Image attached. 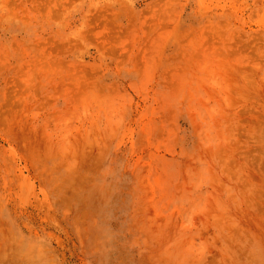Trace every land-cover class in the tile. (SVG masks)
I'll list each match as a JSON object with an SVG mask.
<instances>
[{
  "label": "rangeland",
  "instance_id": "374dc122",
  "mask_svg": "<svg viewBox=\"0 0 264 264\" xmlns=\"http://www.w3.org/2000/svg\"><path fill=\"white\" fill-rule=\"evenodd\" d=\"M0 264H264V0H0Z\"/></svg>",
  "mask_w": 264,
  "mask_h": 264
}]
</instances>
